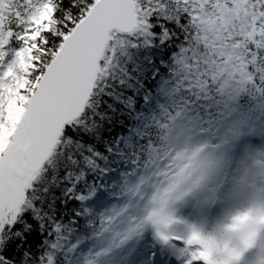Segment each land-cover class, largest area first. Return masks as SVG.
Returning a JSON list of instances; mask_svg holds the SVG:
<instances>
[{
  "label": "snow or ice",
  "instance_id": "6c2138e0",
  "mask_svg": "<svg viewBox=\"0 0 264 264\" xmlns=\"http://www.w3.org/2000/svg\"><path fill=\"white\" fill-rule=\"evenodd\" d=\"M0 264H264V0H0Z\"/></svg>",
  "mask_w": 264,
  "mask_h": 264
}]
</instances>
